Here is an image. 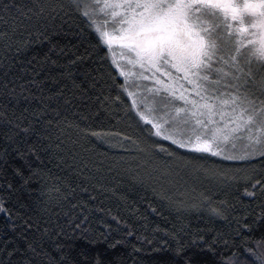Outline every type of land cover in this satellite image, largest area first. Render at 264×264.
Listing matches in <instances>:
<instances>
[{
  "label": "trees",
  "instance_id": "16d2710c",
  "mask_svg": "<svg viewBox=\"0 0 264 264\" xmlns=\"http://www.w3.org/2000/svg\"><path fill=\"white\" fill-rule=\"evenodd\" d=\"M122 83L73 0H0V196L13 183L23 215L0 213V264H260L264 159L156 136ZM17 168L39 174L22 187Z\"/></svg>",
  "mask_w": 264,
  "mask_h": 264
},
{
  "label": "snow or ice",
  "instance_id": "6c2138e0",
  "mask_svg": "<svg viewBox=\"0 0 264 264\" xmlns=\"http://www.w3.org/2000/svg\"><path fill=\"white\" fill-rule=\"evenodd\" d=\"M73 5L104 45L120 47V58L113 53V63L124 81L120 88L156 136L179 148L225 160L264 159V99H260L264 97V0H73ZM9 7L4 4L3 10ZM101 16L105 19H98ZM109 23L113 31L106 30ZM128 66L138 71L125 70ZM136 80L151 81L152 87L137 84V92L129 91V81ZM138 95L142 97L139 101ZM179 103L184 106L177 107ZM15 171L23 180L22 187L39 174L38 169L27 177L20 168ZM257 186L264 194V177L252 183L253 188ZM15 191L8 182L6 194L0 196V213L9 221L23 219L21 211L9 206ZM212 212L224 215L220 208ZM24 224L32 227L29 219ZM256 243L264 248V238ZM184 247L177 239V256L184 253ZM246 251L256 255L251 248ZM234 257L224 264H236ZM184 259L191 264V257ZM257 259L264 264V257Z\"/></svg>",
  "mask_w": 264,
  "mask_h": 264
},
{
  "label": "rangeland",
  "instance_id": "374dc122",
  "mask_svg": "<svg viewBox=\"0 0 264 264\" xmlns=\"http://www.w3.org/2000/svg\"><path fill=\"white\" fill-rule=\"evenodd\" d=\"M98 19H100V20H103V19H105L104 17H99ZM110 19V18H109ZM115 28L118 30V28H119V24H117L116 26H115ZM106 30H108V31H113V26H112V24L111 23H109V25H108V27H107V29ZM109 49V48H108ZM109 51H110V56H111V59H112V61H113V53H115L116 54V57L117 58H120V53H121V49H120V47L119 46H114L112 49H109ZM122 67H124V64H122L121 65ZM119 70V69H118ZM125 70H130V71H138V69H133V68H131V66H128V67H126L125 68ZM120 72V71H119ZM129 84L130 85H132L131 87H129V91H133V92H137L138 91V89H137V87H136V85L137 84H142V88H150V87H152V82L151 81H143V82H141V81H139V80H136L135 82H133V81H129ZM142 90V89H141ZM137 98V100L139 101L142 97L141 96H137L136 97ZM260 99H264V97H261ZM130 100H131V102H132V98L130 97ZM177 107H183L184 105L182 104V103H179V104H177L176 105ZM135 110V112H136V109H134ZM141 111H143V109H141ZM137 113V112H136ZM139 116V115H138ZM217 119H219V117H217ZM155 131V130H154ZM187 137H185V139H186ZM246 141H242L241 143H245ZM240 147H241V144L240 143H238L237 144V151L240 149ZM191 150V149H190ZM229 150L231 151V149L229 148Z\"/></svg>",
  "mask_w": 264,
  "mask_h": 264
}]
</instances>
